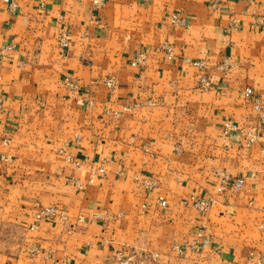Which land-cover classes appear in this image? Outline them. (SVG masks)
I'll list each match as a JSON object with an SVG mask.
<instances>
[{
  "label": "crops",
  "instance_id": "obj_1",
  "mask_svg": "<svg viewBox=\"0 0 264 264\" xmlns=\"http://www.w3.org/2000/svg\"><path fill=\"white\" fill-rule=\"evenodd\" d=\"M174 13L184 27L170 23ZM6 46L0 264L264 259V128L243 95L250 87L264 105V0H104L97 13L91 0H16L13 11L0 0ZM137 51L145 66L130 64ZM197 59L206 61L208 89L198 87ZM228 121L239 131L225 133ZM219 172L242 187L221 190ZM191 195L210 201L203 214ZM51 205L67 220L31 227Z\"/></svg>",
  "mask_w": 264,
  "mask_h": 264
},
{
  "label": "built area",
  "instance_id": "obj_2",
  "mask_svg": "<svg viewBox=\"0 0 264 264\" xmlns=\"http://www.w3.org/2000/svg\"><path fill=\"white\" fill-rule=\"evenodd\" d=\"M9 3V8L10 10H14L16 8V0H5ZM246 1H253V0H246ZM212 5L215 6L216 3L212 2ZM104 6V0H91V10L93 13H97L102 7ZM170 23L172 25L178 26V27H184L185 26V21L182 17H180L177 13H174L170 16ZM236 21L233 20L232 21V26L235 27ZM57 42L58 45L62 48V49H66L68 47V44L70 42V35L68 32H62L58 38H57ZM160 48L162 50H164L167 55L170 57L173 54V47L169 44V43H164L160 45ZM11 49V46H6L2 49H0V54L5 53V50H9ZM130 64L132 66H145L146 65V54L144 53V51H137L135 52V54L133 55V57L130 59ZM193 65L195 67L198 68V87L200 89H208L210 87V78L208 77L207 71H206V61L203 59H197L193 61ZM228 63L227 61H224L222 63L223 67H227ZM68 84L72 87V88H76V84L73 83V81H68ZM104 84L107 87L112 88L114 86V80L112 78H107L106 80H104ZM243 95L244 97L250 99L252 101L253 104V109L257 112L258 114V119L259 122L261 123L262 127L264 128V105L262 100H260L258 97L254 96L253 91L250 87H246L243 90ZM1 97H0V105H1ZM87 103L89 105H91V101H87ZM124 111H129L131 110L130 107H123ZM116 115H118V112H115ZM225 133L230 134V133H235L237 131H239V127L228 121L225 123V128H224ZM258 136L257 132H253L252 134L246 136V141L248 144H252L256 138ZM95 168H93L92 170H94ZM101 168H97V170H100ZM219 175L221 176V186L220 189H224L225 185H230V179L228 178V175L226 173L223 172H219ZM232 188L234 190H238L242 187L243 185V179H236L232 184ZM188 203H190L193 208L200 214H203L207 208L210 205V201L208 199H201V198H197L194 196H190L188 198ZM165 201L161 200L160 204L162 206L165 205ZM252 204L251 201H249L248 205L250 206ZM58 217L60 221H66L67 220V215H66V210L62 207H59L58 205H51V206H44L39 208V210H37L36 215H35V224L32 225L31 227H36V225L43 221L46 220L50 217ZM79 220H82L81 217L78 218ZM260 229H262L264 231V221H262L259 225ZM197 241H199L200 239H205L204 238V224L201 223L198 227H197ZM196 244V242L194 243V245ZM191 245V246H194ZM146 256V255H145ZM148 257L152 258V259H156L158 258V253H153V254H149L147 255ZM249 258L251 260V262L253 264H264V259L255 256L253 253H249ZM118 264H133L132 258L131 257H121L118 261Z\"/></svg>",
  "mask_w": 264,
  "mask_h": 264
}]
</instances>
